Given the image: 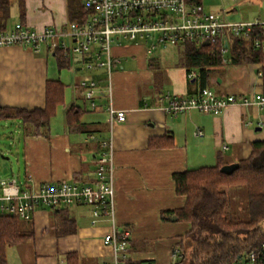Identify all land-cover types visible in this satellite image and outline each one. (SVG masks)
Returning a JSON list of instances; mask_svg holds the SVG:
<instances>
[{"label": "crops", "instance_id": "0c3cea01", "mask_svg": "<svg viewBox=\"0 0 264 264\" xmlns=\"http://www.w3.org/2000/svg\"><path fill=\"white\" fill-rule=\"evenodd\" d=\"M23 5L25 13L21 19L18 4L12 6L13 25L22 22L41 30L59 28L69 21L66 0H24ZM201 5L205 10L203 2ZM12 26L7 20L6 29ZM149 43L120 40L112 45V55L118 63L112 69L111 98L105 93L106 71L85 70L80 62L67 61L65 68L76 72L84 69V78L79 74L71 79L69 76L67 82L72 85L66 87L64 103L57 107L48 125L39 135H33L16 121V133L23 144L24 171L19 184L27 188L45 181L91 184L99 141L111 138L114 224L129 232L128 256L134 264H172L176 236L188 229L183 222L160 217L161 212L184 204V197L174 193L172 174L215 165L218 157L225 165L247 158L251 142L264 139V133H258L264 111L239 104L229 105L219 114L194 109L176 114L164 111L172 98L194 95L201 88H208L217 96L258 91V66L232 64L224 58L223 65L210 69L201 87L197 69L187 71L182 64L180 44H157L159 50L155 46L148 52ZM168 46L177 47L178 56L167 55ZM54 52L44 46L38 53L20 46L0 47V107L44 106L45 82L57 79L65 84ZM51 57L55 59L54 65H50ZM190 73L192 77H188ZM85 79L96 81L100 89L92 100L84 97L79 86ZM110 100L116 109L124 111L125 121L108 123L106 108ZM72 105L81 111L80 129L66 125L65 114ZM257 127L260 129L256 130ZM81 207L87 209L90 220L77 225L68 208L75 224L73 233H58L53 210L38 208L31 219L33 239L16 244L20 247L19 264H56L68 252L77 256L78 264H83L84 259L91 264L109 260L110 248L101 239L111 225L110 219L102 216L92 224L90 206L80 205L73 210L77 212Z\"/></svg>", "mask_w": 264, "mask_h": 264}, {"label": "built area", "instance_id": "2783aa9c", "mask_svg": "<svg viewBox=\"0 0 264 264\" xmlns=\"http://www.w3.org/2000/svg\"><path fill=\"white\" fill-rule=\"evenodd\" d=\"M85 9L90 10L82 23L67 22L62 27H44L36 30L22 23L0 30V47L20 46L38 53L42 47L48 51L59 49L68 62H80L86 70L103 69L106 76L105 93L112 97L111 75L118 63L112 55V45L120 40L129 42L150 41L147 51L157 44L176 45L195 42L209 45L217 40L222 43V56L227 51V37L246 35L253 26L260 28L262 35L256 36L254 48L264 51V19L254 21H229L221 14L204 11L201 4H189L185 0H83ZM262 37V38H261ZM226 44V45H225ZM224 61V58H223ZM256 78L261 89L251 94L217 96L208 88H201L190 96H178L169 100L164 111L173 114L188 110L219 114L227 106H255L264 111V74L261 63H256ZM193 74H188L192 77ZM87 100L99 94L97 82L82 80L79 85ZM93 106V102H91ZM107 121H125L123 110L116 109L111 100L106 108ZM260 125H262L260 123ZM100 152L96 160L95 178L91 184L61 181L41 182L31 188L22 187L16 179L0 180V215L16 216L28 221L40 208L91 207L92 224L105 216L111 225L101 239L110 248V259L101 264H134L128 256L129 232L114 223V164L111 138L99 141ZM226 147L223 146L222 150ZM264 247V243L261 245ZM172 261L178 251L172 250ZM255 253L233 264H252ZM172 263V264H174ZM56 264H68L61 258Z\"/></svg>", "mask_w": 264, "mask_h": 264}, {"label": "trees", "instance_id": "16d2710c", "mask_svg": "<svg viewBox=\"0 0 264 264\" xmlns=\"http://www.w3.org/2000/svg\"><path fill=\"white\" fill-rule=\"evenodd\" d=\"M189 4H202V0H185ZM19 8L20 19L24 18V0H0V30L6 29L13 3ZM69 22L82 23L90 10L83 0H66ZM22 23V22H21ZM261 30L253 26L246 35L227 37V61L232 64L261 63L264 74V51L254 48L253 41L261 36ZM262 38V37H261ZM182 64L189 71L197 69L200 86L204 87L211 68L223 65L220 40L199 45L183 42ZM54 55L60 69L68 64L61 51ZM264 79V78H263ZM66 86L59 80H47L44 86V106L41 108L0 107V119L19 121L26 133L39 135L55 115L57 107L64 103ZM81 111L74 105L65 114L70 129H80ZM170 145V144H169ZM225 163L218 157L215 165L201 166L192 170L172 174L174 193L184 197L181 208L160 213L162 220L175 216L188 229L176 236L173 250L178 254L174 264H233L254 252L252 264H264V139L251 142L247 158L241 159L230 173L222 171ZM244 187L247 197L248 219L232 220L227 217L229 196L225 189ZM56 215L58 233H73L75 224L68 208L53 210ZM31 220L23 221L16 216L0 215V264H6V248L33 239ZM68 264H78L72 252L65 254Z\"/></svg>", "mask_w": 264, "mask_h": 264}, {"label": "rangeland", "instance_id": "374dc122", "mask_svg": "<svg viewBox=\"0 0 264 264\" xmlns=\"http://www.w3.org/2000/svg\"><path fill=\"white\" fill-rule=\"evenodd\" d=\"M202 2L205 7L204 11L219 13L229 21L238 22L264 19V0H202ZM13 5L16 6V2H14ZM14 20L15 16L11 15L8 19V24L12 26ZM156 50H159V45H156ZM165 50L167 55L173 53V56H178L179 49L175 46H168ZM223 58L227 59L228 55L225 53ZM49 62L50 65H54L55 59L51 57V59L49 58ZM84 69L78 72L74 71V69L73 71L72 69L67 68L60 69L63 75L62 81L65 82V85H67L66 87H71L72 84H69L67 80H70L72 76H77L79 74L80 77L84 78ZM65 76H67L68 79H66ZM88 80L90 79H87V81ZM260 126L261 130L258 131V133L260 132L262 134L264 133V122L263 125ZM17 130L18 125L16 121H5L0 119V180L14 177L19 184V182H22L24 170L21 158L23 144L22 140L17 136ZM225 190L230 200L227 217L232 220L248 219V210L246 206L247 197L246 192H244V187L234 186ZM79 213H82V215ZM70 214L75 219L77 225L89 223L90 218L87 214V209L84 207H81L77 212H75L72 207ZM261 226L264 228V222ZM19 248L20 247H17V245L6 248L5 258L8 264L20 263L21 258ZM86 263L91 264L93 262L84 259L83 264ZM172 263H174V261H172ZM142 264H147V262H143Z\"/></svg>", "mask_w": 264, "mask_h": 264}, {"label": "water", "instance_id": "95a60500", "mask_svg": "<svg viewBox=\"0 0 264 264\" xmlns=\"http://www.w3.org/2000/svg\"><path fill=\"white\" fill-rule=\"evenodd\" d=\"M225 45H226V44H225ZM259 129H260L259 127L256 128V130H259ZM236 167H237V164L223 165V167H222V171L227 172V173H230V172H232ZM170 219H171L172 221H176L177 218H176L175 216H173V217H170Z\"/></svg>", "mask_w": 264, "mask_h": 264}]
</instances>
